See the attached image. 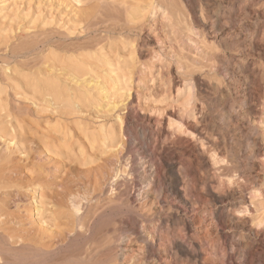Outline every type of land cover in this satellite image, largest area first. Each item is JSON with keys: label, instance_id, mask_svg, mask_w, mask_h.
I'll return each mask as SVG.
<instances>
[{"label": "bare ground", "instance_id": "bare-ground-1", "mask_svg": "<svg viewBox=\"0 0 264 264\" xmlns=\"http://www.w3.org/2000/svg\"><path fill=\"white\" fill-rule=\"evenodd\" d=\"M100 1L101 5L97 13L102 17H118L120 14L129 13L128 15L133 19L150 18L155 21L158 17L169 19L176 7L161 0H144L143 7H139L137 3L135 6L133 4L128 6L127 0ZM199 2L203 19L201 33L205 39H210L214 49L219 52L215 55L213 72L216 83L208 86L205 81L193 80L191 87L195 89L197 96L211 95L210 112L204 108L183 114L172 112L155 121L144 117L149 128L144 133L142 141L135 135L134 127L128 125L132 124L130 119L135 115L132 104L124 105V110H119L120 103H123L121 99L130 96L127 81L129 76L133 75L135 64L143 56L141 48H134L133 42L127 43V47L130 48L128 50L123 43V48H115L112 47L116 44L114 42L106 44L101 42L97 44L95 51L86 52L79 59L71 60L74 66L70 67L71 69L66 67L69 70H63L64 76L61 69L56 71V67L53 66L52 72H61V74L52 76V81L46 84L47 87L52 88V91L48 94L47 90L45 94L51 96L52 93V106L58 110L57 112L75 116L72 120L76 122L82 135L72 144H76L78 149L70 154V165L75 166L74 163L78 159L82 167L95 163L94 159L98 158L96 152L99 148L101 155L121 149L124 164L120 173L124 174L129 170L131 179L115 184L110 191L114 194H108L109 196L105 198H102L105 196L104 192L99 191L102 188L98 189L97 182L94 181L92 190L84 191V194L78 191L79 195H87L86 205L81 203L83 198H80L79 202V195L69 194L74 198L72 201L78 199L79 202H72L73 211L69 214L55 209L60 206L58 204H61L62 200L59 202L57 199L59 203H55L53 194L52 199L42 195L41 192L38 197L35 195V211L38 216V229H36L38 234H36L42 239L41 241L44 242L43 239L51 237H47L51 234L50 229L54 238L58 228L70 231L74 237L72 243L75 245L71 244L75 250H70L60 261L54 259L55 262L52 261V264H121L119 260L121 256L118 258L116 251L118 246H115L124 238L128 239V245L131 243L141 245V250L136 251V255H140L138 264H184L185 262L230 264L233 257L230 252L236 251L237 254V249H243L242 264H264V233L252 228L245 217V213L250 212L247 192L250 187L257 184V178L249 165L259 153L258 143L251 137L245 127V119L240 116L237 107L231 101L232 97L241 104L251 101V79L254 73L249 71L252 61L248 55L247 41L249 40V46L255 49L258 31L252 32L249 37L244 36L242 32H228L226 21V16L229 18L232 12L240 15L250 13L251 0H199ZM76 11L75 17L80 14L79 10ZM227 51L241 53V59L229 57ZM238 66L241 68V74L236 72ZM40 82L38 83L37 80L38 84ZM172 84L177 86L176 82ZM35 88H38V85ZM191 93L190 90V97ZM84 108L115 113L117 126L101 125L95 130L82 127L84 119L80 114ZM60 109L66 112H61ZM122 111H124L123 115L125 113L127 115L122 116ZM190 117L194 118V123L190 121ZM208 120L212 122L211 130L208 129ZM14 128L8 131L0 130V138L9 137V144L6 145L14 146L21 154H26L29 147L25 146L27 144L25 138L20 135V137L15 136ZM71 133L70 130L66 135L71 137ZM187 134L193 136V139L186 138ZM125 136H128V139L123 142L122 138ZM236 136L243 142L234 141ZM248 147H250L249 152L247 151L245 155V149ZM52 150L54 155L55 150ZM89 160L90 162H87ZM141 169L142 173H140ZM91 172L98 174L99 167L92 168ZM10 182L11 178L0 172V200L1 196L5 195L2 190L10 187L11 183L14 184ZM84 182L86 181L82 184ZM68 193L71 191L69 190ZM136 193H139L141 200H136L134 196ZM48 199L52 200V212L51 207L48 206L50 205ZM2 202L0 203V261L8 264H24L27 261L29 263V258L34 256L32 252L41 255V251L45 249L35 246L34 242H30L32 245L30 243L20 245L18 249L12 246L14 236H9L7 233L9 231L3 230L4 227L2 229L7 219L4 214L8 211H4L2 204L5 202ZM108 217H113L110 223L106 220ZM225 230L230 233L232 241L236 238L237 240L232 244L225 239L223 244L220 243L222 246H219V237ZM61 233L63 236L64 232ZM30 236L33 238L32 234ZM251 236H254L256 241L252 240ZM214 237L219 241L214 242L212 240ZM40 246L44 245L40 244ZM47 247L45 245V248ZM251 248L257 251H248ZM219 251L221 257L218 256ZM33 260L30 259V264Z\"/></svg>", "mask_w": 264, "mask_h": 264}, {"label": "rangeland", "instance_id": "rangeland-1", "mask_svg": "<svg viewBox=\"0 0 264 264\" xmlns=\"http://www.w3.org/2000/svg\"><path fill=\"white\" fill-rule=\"evenodd\" d=\"M161 1L172 3L176 7L169 19L158 17L153 21L150 18L133 19L128 15L129 13L120 14L118 17H102L97 13L101 5L100 0H0V130L8 131L16 127L14 129L18 130H14L15 136L24 137L27 143L25 146L29 147L30 151L27 152L30 153L29 155L21 154L16 147L7 146L9 137L0 138V172L7 174L11 182H14V184L10 182L9 189L2 190L5 195L1 196V200L6 204H2L3 209L8 210L7 214H4L7 219L2 229L4 227L3 230L9 231L7 232L9 236H14L12 244L14 248L34 242L35 246L45 249L41 251V255L32 252L34 256L32 257L31 254L32 258H29V263L27 261L24 264H30V259H34L32 264L33 262L34 264H52L54 259L60 261L64 258L63 256H67L70 250H75L72 247L73 233L68 230L63 231L58 228L54 239L52 229H50L51 234L46 236L51 237L44 236L47 239H43L44 242L41 241L42 239L37 235L38 230H36L38 229V216L35 211V195L38 197L43 193L42 195H47V198L52 199L53 194L55 203L62 200L61 204H58L60 206L55 209L69 214L73 211L72 202L75 203L78 199L80 202V198H83L81 203L83 205L88 203L85 199L88 198L87 195H79L78 191L84 194L87 190H92L94 181L97 182L98 189L102 188L99 191L104 192L105 196L102 193L104 196L102 198H105L109 196L108 194H114L110 191L115 184L131 179L129 170L124 174L120 173L124 164L121 149L101 155L99 148L96 152L98 158L94 159L95 163L82 167L78 159L74 163L75 166L70 165V154L78 149L76 144H72L82 135L78 125L72 120L74 115H62L52 106V93L51 96H46V91L48 90L50 94L49 91H52V88L47 87L46 84L52 81V76H56L55 74L62 72L64 76L63 70L68 71L67 68L74 66L71 60L79 59L86 52L95 51L97 44L101 42L102 44L114 42L116 44L112 47L115 48H123V43L127 50L130 49L127 43L133 42L134 48H141L143 56L135 64L132 70L133 75L129 76L127 81L130 96L121 99L123 103H120L119 110H124V105L132 104L135 115L130 119L132 124L128 125L134 127L135 135L142 141L144 133L149 128L144 117L155 121L172 112L183 114L201 108L210 112L211 95L197 96V92L191 87L193 80L205 81L208 86L216 83L213 72L215 55L219 51H216L210 39H205L201 33L203 19L200 2L199 0ZM143 2L144 0H127L128 6L129 4L135 6L137 3L139 7H143ZM250 4V13L240 15L232 12V15H229L230 19L226 16V21L228 32H242L244 36L249 37V34L255 30L258 31L255 49L249 46L247 39V51L252 61L249 71L254 73L251 79V101L241 104L234 97L231 101L237 107L240 116L245 119V127L251 137L258 143L259 153L249 165L257 178V184L250 187L247 192V205L250 206V212L245 213V217L252 228L264 233V0H251ZM76 10L80 11L77 17L74 16ZM227 52L229 57L241 59V53ZM126 58L129 60V56ZM53 66L56 67V71L61 69V72H52ZM236 72L241 74L239 66ZM64 79H62L63 82L67 83ZM37 80L38 83L41 81L40 84ZM172 82H176L177 86H174ZM34 83L35 86L38 85V88H35ZM190 90L191 97L189 96ZM61 112H66V110H61ZM123 113L124 111L121 113L122 116L127 115ZM80 115L84 119L82 124L84 128L95 130L101 125L117 126L113 112L106 113L94 108H84ZM190 121L194 123V118L190 117ZM211 123L208 120L209 130L213 128ZM70 130L73 139L66 135ZM185 136L193 139V136L189 134ZM127 139L128 136H125L122 141L126 142ZM235 140H239V143L242 141L237 136ZM46 146L49 148L47 149ZM51 148L55 150V153L57 151L56 155L55 153L53 155ZM249 148L245 149V155L247 151L249 152ZM48 150L50 153L47 152ZM96 167H99L98 174L91 172V169ZM141 171L142 169L140 173ZM83 181H86L84 182L86 185L82 184ZM29 185L35 189L28 187ZM69 190L71 193H68ZM73 193L80 196L75 201H72L74 200L71 196ZM138 194L134 196L136 200H141ZM49 199L47 202L52 212V200ZM112 218L108 217L106 220L110 223ZM60 232H64L63 236ZM220 237V241L215 237L211 239L214 242L219 241V246H222L225 239H228L229 243L231 241L232 244L237 240L236 238L232 241L227 230L222 232ZM250 238L256 241L254 236ZM24 240H27V243ZM36 240L44 246L35 243ZM121 241L115 246H118L116 251L118 258L121 256L119 258L121 264L140 263V255H136V251L141 250V245L136 243L128 245L127 238ZM45 245L50 247L45 248ZM241 251L243 249H237V254L236 251H229L233 254L230 264H242ZM248 251H257V249L251 248ZM218 254L222 256L221 251ZM4 263L8 264L0 261V264ZM184 264L191 263L185 262Z\"/></svg>", "mask_w": 264, "mask_h": 264}]
</instances>
